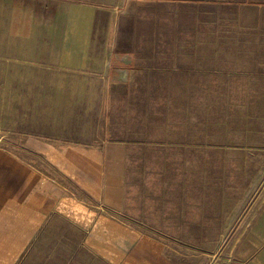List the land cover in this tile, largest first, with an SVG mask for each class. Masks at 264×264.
Here are the masks:
<instances>
[{
	"label": "crops",
	"instance_id": "0c3cea01",
	"mask_svg": "<svg viewBox=\"0 0 264 264\" xmlns=\"http://www.w3.org/2000/svg\"><path fill=\"white\" fill-rule=\"evenodd\" d=\"M0 22L2 49L16 45L27 70L23 149L49 170L39 195L0 202V264H20L56 219L122 264L140 241L123 220L129 168L201 149L186 108L232 95L238 76L242 101L255 86L264 103V0H0ZM255 227L251 264H264V203Z\"/></svg>",
	"mask_w": 264,
	"mask_h": 264
},
{
	"label": "rangeland",
	"instance_id": "374dc122",
	"mask_svg": "<svg viewBox=\"0 0 264 264\" xmlns=\"http://www.w3.org/2000/svg\"><path fill=\"white\" fill-rule=\"evenodd\" d=\"M1 43L0 38V202L39 195L43 174H49L38 156L23 149L28 119L19 118L25 107L17 100V80L27 78V70L19 67L16 45L8 51ZM243 81L235 78L232 95L219 87L217 100L186 108L198 124L201 149L145 152L147 165L129 168L123 220L139 231L140 241L122 264L256 260L255 224L264 203V103L257 102L255 86L249 97L255 101H242ZM54 222L56 228L20 264H107L78 246L79 231Z\"/></svg>",
	"mask_w": 264,
	"mask_h": 264
}]
</instances>
